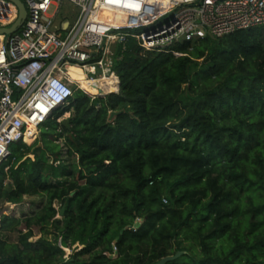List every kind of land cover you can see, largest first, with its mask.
<instances>
[{"label": "trees", "instance_id": "trees-1", "mask_svg": "<svg viewBox=\"0 0 264 264\" xmlns=\"http://www.w3.org/2000/svg\"><path fill=\"white\" fill-rule=\"evenodd\" d=\"M125 46L117 92L74 89L44 122L73 160L51 134L10 144L0 201L46 202L22 220L21 247L0 239V264H155L178 251L164 264H264V26L169 51ZM48 226L53 239L29 241Z\"/></svg>", "mask_w": 264, "mask_h": 264}, {"label": "built area", "instance_id": "built-area-1", "mask_svg": "<svg viewBox=\"0 0 264 264\" xmlns=\"http://www.w3.org/2000/svg\"><path fill=\"white\" fill-rule=\"evenodd\" d=\"M21 1L26 9L21 25L0 33V164L12 142L27 143L29 125L38 129L74 89L84 91L68 65L80 67L89 79L115 75L118 91L108 54L117 44L125 50L128 38L142 51H169L178 42L264 26V0ZM62 1L79 7L73 22L56 23L48 13ZM18 14L11 0H0V28H10Z\"/></svg>", "mask_w": 264, "mask_h": 264}, {"label": "rangeland", "instance_id": "rangeland-1", "mask_svg": "<svg viewBox=\"0 0 264 264\" xmlns=\"http://www.w3.org/2000/svg\"><path fill=\"white\" fill-rule=\"evenodd\" d=\"M48 13L55 14L56 23L62 20H69L70 22H73L79 13V7L71 2L62 1L57 7L52 5L49 8ZM115 52H116V47L115 46L110 47L108 58L111 59L115 55ZM85 91H88V89H85ZM99 94H103V93H99ZM95 97H99V96H94L92 98H95ZM100 97H104V96H100ZM67 116L68 115L66 114L64 117H67ZM46 125H47L46 123H43L39 126L38 129L33 130V131L30 130L25 135L26 137L25 141L27 142L26 144L32 145L36 141H38V143L36 142L37 143L36 146H42V142L40 140L42 134H51L49 139L51 140V143L58 144L59 148L62 151L61 158H63L64 161H71L72 158L65 155V148L63 147L62 138H57L54 127H51L52 125H49L48 127ZM27 155L31 158H33L34 156L33 154H30V153ZM47 156L49 157L50 160L53 159L52 154L47 153ZM9 181L11 180L6 179V183ZM5 202L7 201H3V200L0 201V221L3 219V216H6L11 219H18L20 223L17 224V226L14 225L15 223L9 224L8 226H2L0 222V239L5 240L9 244L17 243V245L21 247V245L19 244L20 233L18 231V228H21L23 226V223L21 222L25 217L32 216L33 213L38 211L39 208L42 205H44V203L46 202V197L43 194H34V195L24 194L22 196V200L18 203L8 204ZM54 206L56 209H58V211L60 210V204L57 201L54 203ZM55 217L60 218L62 216H59V213L57 212ZM11 227H14V230ZM53 231H54L53 226H48L47 231L45 232H40L38 230V227H33V235L29 238V241L36 242L40 237L51 240L54 237ZM58 242L60 243V238ZM80 248H81V245L79 244H74L70 248L63 247L64 253L62 255V258L68 259L71 254L75 253Z\"/></svg>", "mask_w": 264, "mask_h": 264}, {"label": "bare ground", "instance_id": "bare-ground-1", "mask_svg": "<svg viewBox=\"0 0 264 264\" xmlns=\"http://www.w3.org/2000/svg\"><path fill=\"white\" fill-rule=\"evenodd\" d=\"M119 16H120V19H125L121 15H118L117 17H119ZM68 72H69L70 77L72 79H77L80 87L84 88V89L82 88L84 91H85V89H88V91H85V93H87L89 95L99 96V95H103V94H106L109 92L117 91V80L114 79V78H116L115 75H111L109 77L103 76V77H99L97 79H89L85 75L84 70L78 66H75V65H68ZM56 74L58 76L62 75L59 71H56ZM106 91H108V92H106ZM99 93H103V94H99ZM30 130L31 131L36 130V127L29 125L27 127L25 135ZM25 139H26V137H25Z\"/></svg>", "mask_w": 264, "mask_h": 264}, {"label": "water", "instance_id": "water-1", "mask_svg": "<svg viewBox=\"0 0 264 264\" xmlns=\"http://www.w3.org/2000/svg\"><path fill=\"white\" fill-rule=\"evenodd\" d=\"M18 8V18L17 20L12 24V26L10 28H0V33H10L12 31H14L18 26L21 25L22 23V20L25 18L26 16V9L24 7V4L21 0H11ZM211 38H214L212 36H210ZM111 93V92H109ZM108 93L106 94H103V95H99L100 96H105L107 95ZM95 96V95H94ZM115 114V112H111L110 113V119L113 117V115ZM62 123L65 125V126H68V120L67 118H63L62 119ZM64 209H65V205H62L60 210H59V216H62L63 213H64ZM181 251H178L176 252L174 255H169V256H166V257H163L162 259H160L158 262H156L155 264H164L165 262L169 261V260H173L175 258H177L179 255H181Z\"/></svg>", "mask_w": 264, "mask_h": 264}]
</instances>
